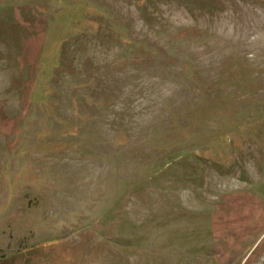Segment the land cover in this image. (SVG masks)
<instances>
[{
    "label": "rangeland",
    "instance_id": "rangeland-1",
    "mask_svg": "<svg viewBox=\"0 0 264 264\" xmlns=\"http://www.w3.org/2000/svg\"><path fill=\"white\" fill-rule=\"evenodd\" d=\"M0 264H264V0H0Z\"/></svg>",
    "mask_w": 264,
    "mask_h": 264
}]
</instances>
